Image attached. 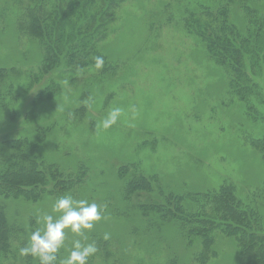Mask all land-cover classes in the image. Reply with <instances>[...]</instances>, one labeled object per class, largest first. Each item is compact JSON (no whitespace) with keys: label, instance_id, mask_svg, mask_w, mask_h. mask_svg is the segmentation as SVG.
I'll return each instance as SVG.
<instances>
[{"label":"rangeland","instance_id":"rangeland-1","mask_svg":"<svg viewBox=\"0 0 264 264\" xmlns=\"http://www.w3.org/2000/svg\"><path fill=\"white\" fill-rule=\"evenodd\" d=\"M198 1L114 0L108 8L112 20L98 47L103 67L92 65L71 82L49 75L61 81V88L50 106L33 111L40 113L34 123L24 118L40 84L20 79L7 95L5 79L0 78V103L4 99L9 106L0 107V136L5 129L35 141V126L40 124L47 130L38 145L45 165L55 166L61 178L75 185L34 206L9 207L10 221L23 225L25 237L41 226L37 219L51 212L55 199L69 193L103 208L105 219L88 233L86 242L95 241L99 249L88 264H200L196 257L202 238L190 243L179 221L147 210L146 215L142 205L155 191L157 201L163 200L162 191H171L191 203L190 194L218 191L222 185L234 186L237 199L260 212L264 226V162L251 142L264 136V123L254 120L247 104L230 93L226 70L187 31L184 18ZM30 4L0 0V69L25 73L42 62L39 43L19 29L20 13ZM230 19L246 29L248 18L238 3H233ZM260 82L264 99V80ZM117 106L124 109L117 124L98 127ZM16 107L21 116L11 124L8 114ZM260 109L264 111V105ZM136 175L152 180L150 193L127 194L126 185ZM213 237L215 255L206 264H237V240L221 232ZM77 238L67 234L58 259ZM4 258L0 264H14L11 256Z\"/></svg>","mask_w":264,"mask_h":264},{"label":"trees","instance_id":"trees-1","mask_svg":"<svg viewBox=\"0 0 264 264\" xmlns=\"http://www.w3.org/2000/svg\"><path fill=\"white\" fill-rule=\"evenodd\" d=\"M45 1L47 3L28 0L31 4L23 8L24 13H20L19 17L22 18L20 31L30 35L43 49L40 66L25 73H14L11 68L0 69V78L6 82L7 95L11 94L20 79L31 80L29 85L35 82L40 84L38 93L28 107L30 109L25 112L24 120L29 123H34L40 116V113H33L36 108L42 112L43 107L50 106L56 98L61 88L60 80H76L95 65L94 57L99 56L100 40L105 38L107 21H111L113 16L108 8H113L114 0ZM262 1L199 0L186 14L184 22L187 31L204 43L209 57L228 73L230 93L247 104V111L254 120L264 123V111L260 109L264 99L259 88L260 81L264 80ZM234 2L241 5L248 18L244 30L230 19ZM53 73L60 80H56V77L49 79ZM0 107H9L8 101L1 99ZM16 109L13 108L8 114L11 124L17 123L21 116ZM40 126H35V141L33 136L32 139L28 136L16 137L5 129L0 136V261L9 255L14 264H39L31 256H19V249L25 246L28 238L25 237L27 232L23 231V225L10 221L8 209L12 204L34 206L48 195L53 197L75 187L74 184L70 185L68 177H60L61 173L55 166L45 165L38 145L43 143L47 130H42ZM251 142L260 151L264 162V136L251 138ZM138 176L127 183L128 195L139 191L151 192L152 180ZM75 181L82 183L78 177ZM162 192L163 200L157 201L155 191L146 200V205H142L143 211L156 212L167 220L179 221L190 243L201 237L203 243L196 257L200 264H206L208 257L215 255L212 244L213 233L216 232L237 240L240 251L237 264H264L261 214L246 208L237 199L234 186L222 185L218 191L190 194L194 196L189 197L191 203L171 191ZM16 241L20 245H12Z\"/></svg>","mask_w":264,"mask_h":264},{"label":"clouds","instance_id":"clouds-1","mask_svg":"<svg viewBox=\"0 0 264 264\" xmlns=\"http://www.w3.org/2000/svg\"><path fill=\"white\" fill-rule=\"evenodd\" d=\"M94 64L97 69H101L104 58L94 57ZM131 111L134 118V106ZM123 113L124 109L119 106L110 108L98 127L110 129L117 124ZM103 219L105 216L99 203L76 199L69 193L61 195L52 203L51 212H45L37 219V224L41 226L31 232L25 246L19 249V256H31L39 264H88L90 257L99 250L95 241L86 242L88 233ZM69 232L79 238L72 242L71 249H66L67 255L58 259ZM103 238L108 240L109 234L105 233Z\"/></svg>","mask_w":264,"mask_h":264}]
</instances>
